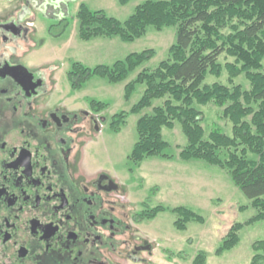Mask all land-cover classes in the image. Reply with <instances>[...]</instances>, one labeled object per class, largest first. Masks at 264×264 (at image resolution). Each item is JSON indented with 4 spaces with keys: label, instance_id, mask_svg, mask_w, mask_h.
<instances>
[{
    "label": "flooded vegetation",
    "instance_id": "obj_1",
    "mask_svg": "<svg viewBox=\"0 0 264 264\" xmlns=\"http://www.w3.org/2000/svg\"><path fill=\"white\" fill-rule=\"evenodd\" d=\"M37 8L0 0V264L142 262L152 209L133 205L127 182L91 161L106 108L73 99L79 89H66L54 63L37 64ZM50 18L58 40L68 14Z\"/></svg>",
    "mask_w": 264,
    "mask_h": 264
},
{
    "label": "trees",
    "instance_id": "obj_2",
    "mask_svg": "<svg viewBox=\"0 0 264 264\" xmlns=\"http://www.w3.org/2000/svg\"><path fill=\"white\" fill-rule=\"evenodd\" d=\"M77 17L78 34L85 41L116 35L134 41L144 36L149 26L158 30L176 26V41L169 48L168 58L154 70L140 71L126 84V99L136 84H145L146 88L130 111L112 116L111 129L119 133L130 112L142 113L152 108L137 122L138 140L129 156L140 165L152 156L172 158L166 152L170 144L164 139L163 129H174L179 122L188 141L179 157L185 161L201 159L228 169L234 184L259 211L252 220H264V0H146L125 22L82 4ZM68 25L69 22L64 24L63 30ZM154 55V49H148L130 54L112 66L101 64L94 68L75 62L69 80L74 89H81L93 76L111 83L124 81ZM223 55L234 60L222 65ZM224 67L230 76L229 84L206 83L209 75L220 76ZM241 74L249 80L250 88L234 83ZM156 100L161 104L155 106ZM210 103L223 108L222 116L232 123V135L214 126L207 136L204 113L198 105ZM93 105L100 109L107 106L97 100ZM250 153L256 158H251ZM165 210L160 205L146 216L152 219ZM173 211L178 215L175 226L179 230H186L192 220L205 222L203 216L184 206ZM243 225L233 224L218 253L232 250L239 243ZM253 246L251 264H263L264 240ZM206 259L200 253L193 264H206Z\"/></svg>",
    "mask_w": 264,
    "mask_h": 264
},
{
    "label": "rangeland",
    "instance_id": "obj_3",
    "mask_svg": "<svg viewBox=\"0 0 264 264\" xmlns=\"http://www.w3.org/2000/svg\"><path fill=\"white\" fill-rule=\"evenodd\" d=\"M146 0H38L37 13L41 16L38 24L40 41L35 59L37 64L54 63L57 75L67 90H71L68 73L75 62L94 68L98 65H114L125 60L128 55L154 49L155 55L145 61L130 76L117 83L93 76L74 98L88 102L96 99L106 104L108 123L105 131L98 135L97 142L90 148L91 161L106 165L119 178L127 182L128 195L133 205L147 203L152 210L163 205L165 211L147 220L142 230L152 245L144 252V260L133 264H193L198 254L204 253L206 264H251L255 255L254 243L264 240V220H252L258 209L233 182L228 169L210 164L201 159L182 160L179 154L187 144V137L177 122L174 129L164 128L163 136L170 146L166 152L172 158L148 157L140 165L133 163L129 156L138 140L137 122L139 118L152 112L147 108L142 113H129L126 125L119 133L110 128L111 117L120 111H130L142 98L146 85L138 83L129 99L124 97L125 86L133 81L144 69L154 70L169 56V48L176 41V26H165L161 30L149 26L141 38L125 41L119 35L98 36L89 41L82 40L78 34L77 13L82 4L92 11H104L107 16L125 22L134 14L136 8ZM59 12H67L69 25L63 30L60 26L53 30L62 32L60 39L48 33V27L55 22L50 17ZM60 35V36H61ZM233 58L220 57L224 65ZM229 73L224 67L220 76L209 75L206 83L220 81L229 84ZM234 83L250 88V82L241 74ZM162 101L156 100L154 105ZM87 104V103H86ZM204 113L207 136L214 126L221 127L232 135V123L224 118L223 108L210 103L198 105ZM251 158H256L254 154ZM224 158L227 154L223 155ZM184 206L203 216L205 222L190 221L186 230L175 226L178 219L173 208ZM235 223L244 224L239 232V243L229 251L218 253V248L230 228ZM264 264V262H263Z\"/></svg>",
    "mask_w": 264,
    "mask_h": 264
}]
</instances>
